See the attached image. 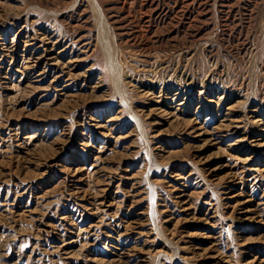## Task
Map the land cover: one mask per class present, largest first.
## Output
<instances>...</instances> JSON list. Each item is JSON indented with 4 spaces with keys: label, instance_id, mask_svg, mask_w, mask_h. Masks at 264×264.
Wrapping results in <instances>:
<instances>
[{
    "label": "rangeland",
    "instance_id": "rangeland-1",
    "mask_svg": "<svg viewBox=\"0 0 264 264\" xmlns=\"http://www.w3.org/2000/svg\"><path fill=\"white\" fill-rule=\"evenodd\" d=\"M0 264H264V0H0Z\"/></svg>",
    "mask_w": 264,
    "mask_h": 264
}]
</instances>
